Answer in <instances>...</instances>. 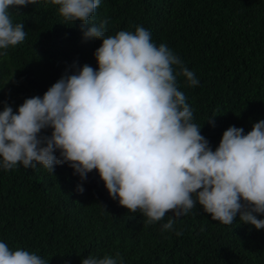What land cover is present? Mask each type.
<instances>
[{
    "label": "trees",
    "instance_id": "1",
    "mask_svg": "<svg viewBox=\"0 0 264 264\" xmlns=\"http://www.w3.org/2000/svg\"><path fill=\"white\" fill-rule=\"evenodd\" d=\"M9 11L26 37L0 56V111L7 105L16 112L25 99L43 97L85 64L98 68L94 53L102 41L86 39L87 26L65 21L49 0ZM106 19V35L143 26L195 73L199 84L188 86L178 76V90L213 151L228 127L247 134L264 120V0H101L89 26ZM170 218L173 229L163 231ZM0 242L46 264H81L89 255L116 253L123 264H264V229L239 215L224 225L197 204L186 215L169 212L147 224L139 210L128 211L109 196L96 170L81 181L67 163L53 173L40 165L0 168Z\"/></svg>",
    "mask_w": 264,
    "mask_h": 264
},
{
    "label": "clouds",
    "instance_id": "2",
    "mask_svg": "<svg viewBox=\"0 0 264 264\" xmlns=\"http://www.w3.org/2000/svg\"><path fill=\"white\" fill-rule=\"evenodd\" d=\"M69 22L87 26L86 39L101 40L97 69L85 64L62 76L43 97L27 98L14 112L0 111V168L43 166L51 173L67 163L81 181L96 170L109 196L147 224L171 212L186 215L197 204L213 221L264 229V120L244 134L230 126L213 151L193 123V110L177 77L199 84L195 73L143 26L106 35L108 20L89 26L101 0H49ZM37 0H0V56L25 40L23 23L10 9ZM50 136H41L44 129ZM59 152V158L54 154ZM77 191L84 192L78 184ZM174 219L162 225L173 229ZM177 235L181 233L177 232ZM123 264L119 253L89 255L81 264ZM0 264H46L39 255L0 242Z\"/></svg>",
    "mask_w": 264,
    "mask_h": 264
}]
</instances>
